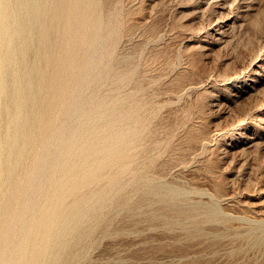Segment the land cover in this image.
<instances>
[{"label":"rangeland","instance_id":"obj_1","mask_svg":"<svg viewBox=\"0 0 264 264\" xmlns=\"http://www.w3.org/2000/svg\"><path fill=\"white\" fill-rule=\"evenodd\" d=\"M43 3L38 122L0 209V250L49 136L118 102L134 129L125 153L64 201L108 189L73 264H264V0ZM97 44L103 57L89 69Z\"/></svg>","mask_w":264,"mask_h":264},{"label":"bare ground","instance_id":"obj_2","mask_svg":"<svg viewBox=\"0 0 264 264\" xmlns=\"http://www.w3.org/2000/svg\"><path fill=\"white\" fill-rule=\"evenodd\" d=\"M43 1L0 0V122L2 117L8 120L5 135L0 137V190L8 185L10 192L0 203L2 211L10 207L17 185L13 181L38 122L34 114L39 107L36 77L43 73L39 71L40 52L33 54L35 41L43 35L34 31L49 14ZM102 54L103 47L95 45L87 61L89 69L99 64ZM117 103L100 106L81 124L63 122L54 139L49 136L34 170V184L29 182L32 190L29 187L23 198V210L28 209L18 213L19 228L11 225L6 231L11 240L7 251L0 250V264H73L74 256L68 252L93 227L92 215L103 207L108 189L68 205L64 201L80 185L101 180L100 171L125 153L134 129L116 112ZM55 146L58 151L52 159ZM109 182L113 186L115 177Z\"/></svg>","mask_w":264,"mask_h":264}]
</instances>
